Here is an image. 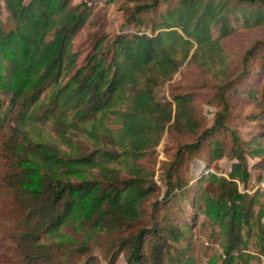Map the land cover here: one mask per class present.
<instances>
[{"label": "trees", "instance_id": "obj_1", "mask_svg": "<svg viewBox=\"0 0 264 264\" xmlns=\"http://www.w3.org/2000/svg\"><path fill=\"white\" fill-rule=\"evenodd\" d=\"M94 1L0 0V129L13 126L6 145L14 157L28 145L30 152L42 151L51 170L29 187L24 168L13 183L24 214L17 241L25 263L51 264L53 245L42 242L44 234L74 219L114 236L103 254L107 264H117L122 254L125 264H198L194 238L203 229L209 231L204 255L218 257L212 264H264V174L253 173L264 164V83L261 99L247 86L264 74V38L244 52L239 70L229 68L224 49L228 37L264 25V0H125L132 4L125 8L128 31L97 36L80 61L74 39ZM186 62L218 78L219 109L204 129L192 93L160 98ZM51 88L45 104L41 96ZM235 93L259 100L258 112L248 115L259 128L246 137L234 125ZM68 112L76 120L65 121ZM32 113L42 122L55 120L65 133L72 126L95 143L110 140L113 148L93 154L64 135L78 149L59 156L42 143L23 141L12 123ZM112 118L119 128L110 126ZM173 129L196 138L178 147L158 177L146 162ZM223 158L232 161L229 168L209 170ZM196 162L202 168H194ZM89 168L110 174L112 182L99 187L71 180ZM218 246L221 253H215ZM100 262L88 254L87 264Z\"/></svg>", "mask_w": 264, "mask_h": 264}, {"label": "rangeland", "instance_id": "obj_2", "mask_svg": "<svg viewBox=\"0 0 264 264\" xmlns=\"http://www.w3.org/2000/svg\"><path fill=\"white\" fill-rule=\"evenodd\" d=\"M83 0H74V3H79ZM132 5V4H130ZM125 0H114L106 2V0H95L93 2V11L88 23L83 27L81 32L74 39L75 50L80 51L81 60L87 56L92 50V42L97 36L113 37L117 33L128 31L127 26V12L126 7L130 6ZM5 17V14H2ZM264 38V25L246 29L233 34L224 41L225 52L230 59L229 68L240 69V62L244 52L258 39ZM68 79L63 81L67 82ZM218 78L209 72L203 70L197 64L186 62L175 74L173 79L167 82L160 90V98L163 101L171 99L172 93H192L194 97L195 116L201 124V129L209 127L213 124V120L217 110L219 109V100L217 99L218 90L216 84ZM264 83V74L253 76L248 87L255 88L259 91ZM52 88L46 91L41 96V101L45 104L51 102L50 97ZM255 97L246 94H233L232 111L235 113L237 127L242 135L245 137L252 131L259 128L258 121H252L248 118L251 113H257L260 109L259 100ZM261 99V98H260ZM65 121L72 122L76 120L74 113L68 112L64 114ZM55 120L42 122L38 116L29 114L20 123L12 125L19 126L21 129L20 139L23 141H30L34 143H42L45 148L53 149L59 156L61 150L64 155L74 154L77 151L75 143L73 146L68 145L64 140V135L71 136L73 139L79 140L83 143L84 150L96 154V149L100 147L113 148L110 140L102 142H93L86 134L81 133L79 129H74L68 126L69 131L63 132L62 128L55 125ZM113 128L121 126L118 119L112 118L109 123ZM12 127L0 129V264H26L18 247L17 238L20 235L24 226V214L20 210L15 192L13 190V183L17 182V178L21 177L28 168L29 177H27V186H36L40 180V174H47L51 170L46 166L44 159L41 157V152H30V147L24 145L20 150V156L14 157L11 149L7 148L6 141L14 134ZM196 136L191 133H180L175 131H167L158 147V154L151 157L146 162L149 165L148 170L154 167L156 175L162 176V171L167 167L173 159L178 147L183 143H191ZM76 140H73L76 142ZM78 145V144H77ZM40 148V147H38ZM60 149V150H59ZM31 159L28 163L25 159ZM252 163V159H249ZM232 161L228 158H223L215 161L210 171L217 169L229 168ZM201 167V163L199 162ZM198 162L193 163L196 168ZM19 168L15 169L14 166ZM115 167L114 165H111ZM198 168V167H197ZM202 168V167H201ZM17 171L13 174L12 171ZM23 169V170H22ZM32 169V170H31ZM262 171L264 174V164L262 169L254 170L257 174ZM126 172L122 171V176ZM30 178V179H29ZM74 182H82L83 180L91 181L101 187L112 182L110 174H102L99 168H89L88 171L81 176H74L71 178ZM163 194V190H161ZM158 195L151 199V202L157 199ZM162 195L160 196V198ZM203 219L199 218V222ZM199 223L197 224V226ZM200 226V225H199ZM198 232V231H197ZM209 233L206 229L202 230V236L195 237L197 251L199 254L198 264H212L218 263L217 256L213 252H209L210 256L204 255V246L202 242L205 241ZM114 236L110 233L100 230L95 233L93 227L89 226L81 220L71 219L58 230L49 231L44 234L42 242L46 245L52 246V263L51 264H87L86 259L89 253H93L94 257H99L100 264H107L103 258L106 246ZM202 246V249H201ZM215 253H221L222 249L218 246ZM202 253V254H201ZM117 264H125V257L122 254Z\"/></svg>", "mask_w": 264, "mask_h": 264}]
</instances>
